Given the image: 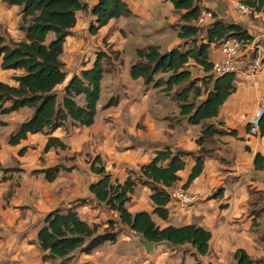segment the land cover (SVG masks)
<instances>
[{
  "label": "crops",
  "instance_id": "obj_1",
  "mask_svg": "<svg viewBox=\"0 0 264 264\" xmlns=\"http://www.w3.org/2000/svg\"><path fill=\"white\" fill-rule=\"evenodd\" d=\"M122 1L130 15L113 19L112 24L109 21L95 35L88 32L93 20L90 13L77 11L76 24L63 43L60 60L66 78L55 90L58 103L67 82L90 69L97 52L106 54L91 126L75 125L68 119L54 131L28 134L12 145L11 135L32 117L33 109L0 113V264H60L58 259H44L46 253L37 240L48 214L71 209L98 233L109 227L110 221L117 223V214L99 204L89 191V186L100 178L91 171L92 160L100 157L106 174L123 185L129 178L135 180L140 168L166 149L173 154H191L184 158V170L178 173L179 180L173 186L186 184L201 149L210 152L202 155L201 174L186 186L199 199L186 210L170 201L168 219L163 221L152 213L149 189L137 184L126 209L131 214H150L160 228L194 225L207 230L211 234L207 254L198 256L189 246L165 243H152L147 252L140 245L141 238L115 224L114 230L120 229L115 242L107 241L89 253L77 251L63 264H234L237 250L253 260L262 258L264 172L256 171L253 162L256 154L264 156V137H250L248 121L255 108L264 105V69L256 75L235 74V92L219 108L217 116L191 125L179 114L175 88L167 94L146 86L142 79H132L129 73L137 49L158 46L164 53L183 44L177 37L175 26L179 19L173 6L166 0ZM198 1L201 10H209L215 19L225 22L230 18L228 23L241 25L252 37L242 52L241 60L246 66L255 57L264 59V13L260 12L258 18L239 16L234 7L242 0ZM97 2L83 0L87 9ZM219 2L226 5L224 11ZM159 6L162 11L157 14ZM19 21L20 8L0 0V36L20 41L24 35L18 30ZM219 60L218 47L211 46L209 61ZM189 70L192 78L206 75L199 67ZM23 74V70H3L0 59V82L16 87L14 78ZM160 77L167 75L156 78ZM204 98L202 95L198 101ZM75 101L83 105L84 97H76ZM208 125L225 133L207 138L200 146L196 140ZM50 138L61 142L63 148L54 144L45 150ZM55 167L59 168L55 178L47 179L45 172Z\"/></svg>",
  "mask_w": 264,
  "mask_h": 264
},
{
  "label": "trees",
  "instance_id": "obj_2",
  "mask_svg": "<svg viewBox=\"0 0 264 264\" xmlns=\"http://www.w3.org/2000/svg\"><path fill=\"white\" fill-rule=\"evenodd\" d=\"M3 1L20 8L18 30L24 36L20 41L0 36L1 68L23 70L24 74L14 78L16 87L0 82V113L8 114L24 107L33 109L32 117L11 135L9 143L16 145L28 134H47L62 127L68 119L75 125L91 126L104 71L102 61L107 58L104 52H97L93 66L67 82L60 103L55 93L66 78L64 64L60 60L63 43L76 24V12L87 8L83 0ZM166 1L178 15L179 24L175 28L177 37L183 44L164 53H160L158 46L137 49L136 61L130 66L129 73L132 79H142L146 86L152 85L167 94L175 88V100L180 104L179 114L186 118L187 123L199 125L216 117L219 108L235 92V73L220 76L212 73L210 47H218L226 38H235L246 44L252 37L241 25L215 19L214 15L208 27H196L194 21L201 11L198 0ZM241 3L264 13V0H242ZM90 12L93 20L89 24L88 32L91 35H95L109 21L130 15L122 0H98ZM189 67H199L206 75L192 78ZM158 75L167 77L156 78ZM202 95L205 98L198 101ZM79 96L84 97L83 105L75 101ZM6 103L10 105L4 107ZM223 133L225 132L219 131L213 125L205 126L196 143L201 146L207 138ZM259 136L264 137V116L260 122ZM54 144L63 148L61 142L50 138L45 150ZM208 153L210 152L201 149L200 155L195 157L185 188L201 174L202 155ZM188 155L191 154H173L168 149L159 151L148 164L140 168L139 176L135 180L129 178L123 185L106 174L100 157H96L91 162V171L100 178L89 186V191L99 204L117 214V223L110 221L109 227L98 233L96 227H89L71 209L65 213L53 211L46 216L37 235L38 244L46 253L44 259H58L63 264L77 251L89 253L107 241L115 242L120 234V229L114 230L115 224L127 227L139 238L150 243H165L173 247L186 245L193 249L194 254L206 255L211 238L207 230L194 225L160 228L155 225L150 214H131L125 206L133 188L137 184L144 185L150 191L152 213L166 221L169 215L167 204L170 202L167 189L179 180L178 173L184 170V158ZM253 165L256 171L264 172V156L256 154ZM58 171V167L47 170V179L53 180ZM233 258L234 264H264V256L253 260L242 250H237Z\"/></svg>",
  "mask_w": 264,
  "mask_h": 264
},
{
  "label": "built area",
  "instance_id": "obj_3",
  "mask_svg": "<svg viewBox=\"0 0 264 264\" xmlns=\"http://www.w3.org/2000/svg\"><path fill=\"white\" fill-rule=\"evenodd\" d=\"M235 11L239 16L258 18L259 13L253 8L245 6L243 3H235ZM212 20V13L209 10H201L198 18L194 21L196 27H202ZM243 45V46H242ZM246 45V44H245ZM241 47L244 44L235 38H226L218 46L220 60L212 63V73L220 76L226 73H246L256 75L264 69V62L259 57L251 59L248 66L241 60ZM264 116V105H258L248 121V135L259 137V126ZM170 201L174 202L178 208L188 209L199 197L190 193L184 186H173L168 189Z\"/></svg>",
  "mask_w": 264,
  "mask_h": 264
},
{
  "label": "rangeland",
  "instance_id": "obj_4",
  "mask_svg": "<svg viewBox=\"0 0 264 264\" xmlns=\"http://www.w3.org/2000/svg\"><path fill=\"white\" fill-rule=\"evenodd\" d=\"M226 5L224 4V3H222V2H219V8H221V10L222 11H224V9H223V7H225ZM93 7V6H92ZM90 10H91V8H86V10H85V12L86 13H90V16H91V12H90ZM162 11V8L159 6L158 8H157V14L159 13V12H161ZM213 19V18H212ZM226 20V22H230L231 21V19L230 18H227V19H225ZM212 21V20H211ZM211 21H209L207 24H206V27H208L209 25H210V23H211ZM235 21V20H234ZM20 22V21H19ZM127 22H129L130 23V20L129 19H127ZM91 23V22H90ZM113 22H112V20H111V24H112ZM131 24V23H130ZM134 25H131V27H132V30L134 31V27H133ZM157 35V34H156ZM247 44V43H246ZM107 46V45H106ZM243 46V45H242ZM244 46H245V44H244ZM109 49L111 50V47L110 48H107V50L109 51ZM244 49H246L245 47H241V53L244 51ZM175 154V153H174Z\"/></svg>",
  "mask_w": 264,
  "mask_h": 264
},
{
  "label": "water",
  "instance_id": "obj_5",
  "mask_svg": "<svg viewBox=\"0 0 264 264\" xmlns=\"http://www.w3.org/2000/svg\"><path fill=\"white\" fill-rule=\"evenodd\" d=\"M140 245L147 251L149 252L152 249V243L141 239L140 240Z\"/></svg>",
  "mask_w": 264,
  "mask_h": 264
}]
</instances>
